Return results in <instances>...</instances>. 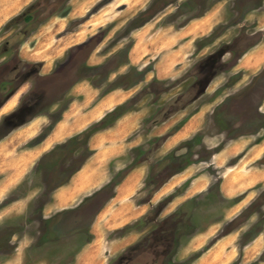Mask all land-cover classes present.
<instances>
[{
  "label": "rangeland",
  "instance_id": "rangeland-1",
  "mask_svg": "<svg viewBox=\"0 0 264 264\" xmlns=\"http://www.w3.org/2000/svg\"><path fill=\"white\" fill-rule=\"evenodd\" d=\"M211 16L202 34L193 28L182 32L192 21ZM259 47L261 55L248 60L260 57V65L243 66ZM263 62L264 0H0V106L15 92L0 110V207L34 195L38 219L44 204L54 201L55 189L69 183L92 154V136L123 115L112 114L118 106L123 113L147 115L114 139L131 147L105 167L109 170L111 163L113 171L127 165L87 206L97 211L133 166H147L145 192L137 201L181 173L180 183L158 194L146 217L123 228L132 240L142 233L135 242L143 243L141 248L111 257L109 238L85 246L90 234L80 230L90 215L85 220L78 209L53 217L46 253L41 241L33 259L39 264H120L125 256L121 264H165L169 251L156 240L171 241L175 231L179 246L173 259L193 263L210 245L220 249L215 243L227 232L240 231L242 248L264 233L263 184L246 187V174L264 164V152L256 162L257 153L250 152L252 143L264 137ZM113 88L123 101L105 115L111 113L105 123L103 117L48 139L65 111L71 108L67 121H76L85 104L90 107ZM88 90L93 96L83 103ZM194 178L197 188L206 190L189 198L186 190ZM226 178L232 184L228 188L222 186ZM251 191L253 197L245 199ZM176 199L180 203L170 205ZM199 231L209 237L193 240L181 252ZM245 254L229 264H264V251Z\"/></svg>",
  "mask_w": 264,
  "mask_h": 264
},
{
  "label": "crops",
  "instance_id": "crops-1",
  "mask_svg": "<svg viewBox=\"0 0 264 264\" xmlns=\"http://www.w3.org/2000/svg\"><path fill=\"white\" fill-rule=\"evenodd\" d=\"M211 19L212 16L208 20L192 21L182 32L193 28L195 33L202 34L203 32H201V30L204 29L206 31L209 28ZM262 49L263 47H259L249 53L242 61L243 66H259L260 64H257L260 61V57L256 61L251 60V62H249L248 57L250 55L260 56ZM261 64L263 65L264 62ZM94 92L96 93L95 95H97V92ZM83 95L86 98H84L83 103H85L87 98L93 96L92 92L89 90L85 91ZM121 97L122 94L118 92L117 88L111 89L105 95L100 96L95 103L93 102V104L90 105V107H88L89 104H85L84 106L88 108L83 106V108L78 111V115L75 119L78 117L79 119L76 121H67V118L72 111L71 108H69L65 111L64 118L57 121L55 130L49 135L50 137L48 139L56 137L55 134L57 133L65 134L69 129L76 126L81 127L83 123V125L88 126L100 121L108 112L112 111L117 105L121 104L123 101L119 100ZM146 115V111L123 113V115L119 116L118 119L111 125L101 129L102 132L94 134L90 139V144L93 147L92 154L81 165V167L73 173L69 183L61 185L55 189L54 201L51 199L48 203L44 204L42 210L39 212L40 216L38 219L34 209V195H27L26 197H22L12 202H1L4 206L0 207V234L5 233L6 236H0V264L40 263V261H35L33 257L35 256V252L40 251V247H37L39 242L42 241L40 245L42 251L45 253L46 247L49 246L48 243L51 242L49 233L51 232L53 222L52 213L55 211L56 214L58 212L69 211L77 208L79 205L87 202L88 197L92 196L96 191L113 181V179L121 170H123V168H125V165L127 164H119L118 166H115V170L113 171L111 170V163L109 164V170L105 167V165H108V163L113 159H116L117 156L122 155L126 148L131 147L129 141V144L124 146L122 143L115 142V140H117L116 138L118 137L123 138L128 133V130L125 129L126 126L132 127V124L130 123L135 122L138 119H142L141 122H143ZM125 122H129V124L125 125ZM186 128H188V124L181 130H178L174 137H180L184 134L183 131ZM102 136L104 137L102 142L103 144L96 146L95 143ZM109 137L111 139L107 142L106 139ZM250 152H252V154L257 153L256 157L253 159L254 162L261 158V154L264 152V137L261 140L258 138L252 143ZM246 156H248V154H246ZM141 162H146V160H142ZM254 167L257 168V170H252L251 173L246 174L247 180L249 179V183L246 185L247 190L252 187L255 188L259 184H263L264 187V164L254 165ZM180 175L181 173H175L172 178L163 183V185H161L152 196L144 198L141 201H137V195L139 197H143L142 195H144L145 192L147 166L141 165L137 168L135 166L130 168L124 173L121 180L114 183L113 190L110 195L91 217L89 226L90 236L89 239H87L85 246L90 247L89 245H93L97 241H104V238H109L110 240L107 244V251L112 254L111 257L123 255L127 249L133 247L142 234L139 232L137 238L132 240L131 236L126 235L128 233L124 232L123 228L126 225H135L140 219H143L149 213L153 204L158 202V200H155L158 194L162 195L168 192L172 185L180 183ZM197 181V178H194L190 182V185H188L189 187L186 190V194L189 198L193 197L197 191L202 192L206 190V188H197ZM230 181L231 180L228 181L227 178L224 179L222 181V186L228 188L232 185ZM254 191H256V193L259 192V190L256 189ZM254 191H251L248 195H246L245 199H248V197L252 198L254 195L252 193H254ZM245 199H242L239 204L244 203ZM178 201L179 200L177 199L175 201H171L170 205H177L180 203ZM128 232L130 233V231ZM116 233H119V236L116 235ZM208 235L209 233H203V231L195 233L193 237L187 241V244L183 245L180 251L182 252L186 246L188 248L189 246H193L191 245L193 240L196 241L209 237ZM240 235V231L230 233L227 232L224 235H221L218 242L215 243V245H219L220 249L217 250L214 246L211 247L210 245V247L194 261L195 264H229L232 259L235 257L238 258L243 251L246 253L245 256L249 257H253L254 255H258L261 251H264V233L257 235V237L252 239L250 243L244 246V248H242L239 244ZM205 243L202 245L200 244L198 247H202ZM195 249L196 247L191 249V251H194ZM212 253H218V255L213 257ZM45 256L46 254H44V257ZM183 257H187V255Z\"/></svg>",
  "mask_w": 264,
  "mask_h": 264
},
{
  "label": "flooded vegetation",
  "instance_id": "flooded-vegetation-1",
  "mask_svg": "<svg viewBox=\"0 0 264 264\" xmlns=\"http://www.w3.org/2000/svg\"><path fill=\"white\" fill-rule=\"evenodd\" d=\"M13 96H15V92H13L11 95H10V97L0 106V110H2L7 104H8V102H9V100L13 97ZM102 121V123H105V121H103V120H101ZM105 187V186H104ZM101 189H103V188H101ZM100 189V190H101ZM100 190H98V191H100ZM97 192V191H96ZM95 192V193H96ZM94 195V194H93ZM93 195L92 196H90V197H88L87 198V202H84L83 204H81V205H79L77 208H75V209H72V210H69V211H64V212H58V213H56L55 215H53V217H57V215L59 216V215H62V217L64 216V214H70V213H72V212H75V211H77L78 209H83V212L82 213H84V214H81L84 218H85V220H87L86 218L87 217H85V216H87V215H90V217H89V219H88V222L87 221H84L85 222V226H84V228H82V230H80V232H85L86 234H89V226H90V220H91V217L93 216V214L95 213V211L93 210V208L92 207H90V206H87L88 204H92L93 203ZM88 209H91V212L88 210ZM148 215V214H147ZM146 215V216H147ZM145 216V217H146ZM63 218H61L59 221H58V224L59 223H61V222H63V220H62ZM53 220V219H52ZM81 223H83L82 221H80ZM175 232V231H174ZM174 232H172V235H173V237H174V239L172 238V246H173V248H174V250H175V252H176V250H177V248H178V246H179V244H178V242H177V238L175 237V233ZM179 240V239H178ZM174 241H175V243H174ZM142 245H143V243H140V244H135V245H133V247H131L129 250H136L137 248H141L142 247ZM175 254V253H174ZM162 256V255H161ZM174 256V255H173ZM173 256H172V260H173V262H175V263H178V262H176L174 259H173ZM163 257V256H162ZM165 258L167 259V260H169L168 258H169V256L168 255H165ZM125 259V257L123 258H121V260H120V264L121 263H125L126 261L124 260ZM129 258H127L126 260H128ZM167 260H166V262H165V264H167ZM185 262V261H184ZM137 264H140L139 262H136ZM153 264H156V262H152ZM180 263V262H179ZM115 264H118V262L117 263H115Z\"/></svg>",
  "mask_w": 264,
  "mask_h": 264
},
{
  "label": "trees",
  "instance_id": "trees-1",
  "mask_svg": "<svg viewBox=\"0 0 264 264\" xmlns=\"http://www.w3.org/2000/svg\"><path fill=\"white\" fill-rule=\"evenodd\" d=\"M121 106H118L117 107V109H115V110H113V112H112V114H116V115H121V114H123V111H120L119 110V108H120ZM111 113H109L108 115H110ZM108 115L103 119V121H106V119H107V117H108ZM169 234H166V235H164V237H166V236H168ZM163 237V238H164ZM162 238V237H161ZM161 238L160 239H157L156 241L158 242V244H160V246L162 245V247L166 250L167 249V251H169V253L168 254H166V255H168L169 256V260H167V264H189L190 262H191V260H187V261H185V262H180V263H175V262H173V260L171 259L172 258V256L174 255V253H175V250H174V248H173V246H172V238H171V241L169 240V239H165V243H162V240H161ZM159 240L161 241V242H159ZM175 243V242H174ZM154 244H156V243H154ZM155 251L157 252V254L159 253V252H161V251H158V249H155ZM158 255H163V254H161V253H159Z\"/></svg>",
  "mask_w": 264,
  "mask_h": 264
},
{
  "label": "bare ground",
  "instance_id": "bare-ground-1",
  "mask_svg": "<svg viewBox=\"0 0 264 264\" xmlns=\"http://www.w3.org/2000/svg\"><path fill=\"white\" fill-rule=\"evenodd\" d=\"M14 102V101H13ZM11 106V104H9ZM13 105V104H12Z\"/></svg>",
  "mask_w": 264,
  "mask_h": 264
}]
</instances>
